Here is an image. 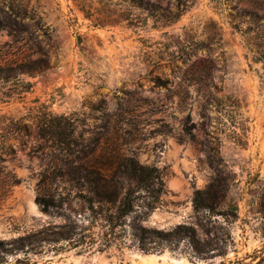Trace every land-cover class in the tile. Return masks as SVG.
I'll use <instances>...</instances> for the list:
<instances>
[{"label":"rangeland","instance_id":"1","mask_svg":"<svg viewBox=\"0 0 264 264\" xmlns=\"http://www.w3.org/2000/svg\"><path fill=\"white\" fill-rule=\"evenodd\" d=\"M0 21L1 65H48L0 81L1 240L71 235L31 246L32 264H234L264 248V0H189L172 23L130 0H0ZM50 115L70 118L96 156L161 173L167 193L144 227L215 235L227 256L190 262L187 240L141 252L130 224L143 200L124 226L108 223L122 191L103 208L86 202L69 174L76 158L57 160L38 139ZM212 183L222 187L214 210L196 211L195 191Z\"/></svg>","mask_w":264,"mask_h":264},{"label":"trees","instance_id":"2","mask_svg":"<svg viewBox=\"0 0 264 264\" xmlns=\"http://www.w3.org/2000/svg\"><path fill=\"white\" fill-rule=\"evenodd\" d=\"M130 2L150 14L158 13L160 18H165L167 22L172 23L183 15L189 0H178L174 13L150 1L130 0ZM80 10L85 13L86 18L91 16L83 7H80ZM3 27L5 25L0 21V28ZM47 67L48 65L42 60L30 63L17 60L6 66L0 64V81L9 82L22 74H38ZM30 87L29 83L26 90ZM37 131L38 139L44 142V147L49 149L57 160L62 161L63 157L71 156L76 158L78 166L69 174L71 180L82 184L87 191L84 195L86 202L103 208L105 205L114 204L122 191L123 195L118 207L115 211H110L106 217L112 226H124L126 219L137 212L136 205L143 200L142 205L147 210L136 213L130 224L141 252L161 254L166 248L174 252L181 241L187 240L188 251L186 253L190 262L203 261L206 263L209 259L227 256L223 247H213V243L219 242L217 240L219 237L215 235L209 239L211 235L206 234L201 240L197 231L185 225H178L172 231L149 229L143 226L141 218L146 217L148 211H152L158 205L160 197L167 193L163 176L157 169L140 165L134 158L123 157L121 154L105 157V159L96 156L97 144L85 142V140L80 142L78 139L82 138V134L76 137L75 123L64 115H50L49 119L38 123ZM185 132L192 136L190 126H186ZM221 189L219 184L212 183L205 190H196L193 199L194 209L196 211L207 209L212 212L215 208L213 204L217 202ZM40 203L46 209L52 204L47 199H40ZM52 237L53 239H50ZM69 239L71 235L62 233L46 234L44 237H41L40 233L9 241L0 239V264H32L29 257H26L31 246L39 245L38 243L43 240L56 243L58 240ZM21 253L25 254V258L10 260V257H16ZM234 264H264V248L252 254H246Z\"/></svg>","mask_w":264,"mask_h":264}]
</instances>
